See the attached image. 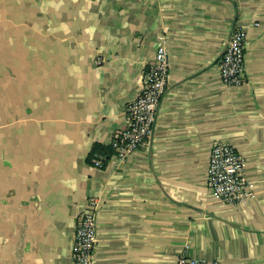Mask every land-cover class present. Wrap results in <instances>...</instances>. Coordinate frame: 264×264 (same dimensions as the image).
<instances>
[{
    "label": "crops",
    "instance_id": "0c3cea01",
    "mask_svg": "<svg viewBox=\"0 0 264 264\" xmlns=\"http://www.w3.org/2000/svg\"><path fill=\"white\" fill-rule=\"evenodd\" d=\"M238 24L246 80L228 86L219 62ZM162 37L170 79L150 145L90 162L126 127ZM216 140L246 159L243 204L207 187ZM89 198L94 264H264V0H0V264H75Z\"/></svg>",
    "mask_w": 264,
    "mask_h": 264
},
{
    "label": "built area",
    "instance_id": "2783aa9c",
    "mask_svg": "<svg viewBox=\"0 0 264 264\" xmlns=\"http://www.w3.org/2000/svg\"><path fill=\"white\" fill-rule=\"evenodd\" d=\"M247 30L238 24L229 38L226 51L220 62L219 71L222 81L228 86L245 83V58ZM102 61L98 60V64ZM170 54L165 38L156 50L154 60L143 72L142 89L128 102L125 109L126 127L114 135L111 147L112 157L124 161L126 157L150 145L157 125L162 99L168 89L170 79ZM103 167L102 160L94 161ZM246 159L238 149L227 140H216L212 144L206 184L210 194L218 202L239 205L254 198L256 188L246 172ZM89 208L77 218L73 257L75 264H94L98 244L97 210L98 198H89ZM174 264H219L216 261L199 258L182 252Z\"/></svg>",
    "mask_w": 264,
    "mask_h": 264
},
{
    "label": "trees",
    "instance_id": "16d2710c",
    "mask_svg": "<svg viewBox=\"0 0 264 264\" xmlns=\"http://www.w3.org/2000/svg\"><path fill=\"white\" fill-rule=\"evenodd\" d=\"M112 153H113L112 147H108V146H104L102 144L96 143L94 144L92 151L89 155V161L91 162L95 156L105 155L107 156V158H109L112 155Z\"/></svg>",
    "mask_w": 264,
    "mask_h": 264
}]
</instances>
